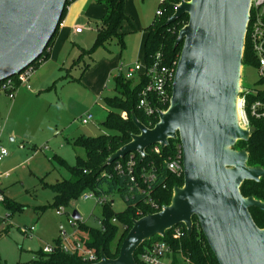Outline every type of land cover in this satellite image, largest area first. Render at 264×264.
Returning <instances> with one entry per match:
<instances>
[{"label":"water","instance_id":"1","mask_svg":"<svg viewBox=\"0 0 264 264\" xmlns=\"http://www.w3.org/2000/svg\"><path fill=\"white\" fill-rule=\"evenodd\" d=\"M66 0H0V81L36 62L55 33ZM251 0H181L166 23L183 14L188 21L173 46L181 44L168 106L147 127L132 114L139 133L114 151L104 166L145 149L178 139L183 184L174 186L170 202L157 212L132 219L115 258L101 250L93 264H137L134 251L142 242L183 225L189 236L193 217L218 264H264V228L250 207L264 211V201L245 197V180L259 181L264 169L248 164L246 149H235L255 131L244 111L242 57ZM244 92V91H243ZM238 111L240 118L238 120ZM239 121V122H238ZM242 121L247 123L244 127ZM81 208L72 211L80 218Z\"/></svg>","mask_w":264,"mask_h":264},{"label":"rangeland","instance_id":"2","mask_svg":"<svg viewBox=\"0 0 264 264\" xmlns=\"http://www.w3.org/2000/svg\"><path fill=\"white\" fill-rule=\"evenodd\" d=\"M157 5V0H124V13L129 18L122 23L123 46L113 39L105 48H97L92 60L85 56L83 62L76 65L74 62L81 49H91L96 41V32L82 22L83 34L68 40L67 49L58 63L48 64L46 89L35 96L34 101L24 103L20 109L15 108L7 115L11 120L24 118L18 125L21 139L14 143L17 145L15 155L12 160L3 161L4 170L9 174L4 181L7 185L1 180L5 188L0 201V231H5V234L0 238V256L8 263H24L34 258L35 252L44 244L59 238L60 227L69 234L79 223L100 228L101 202L97 201L98 195L84 200L81 195L91 192L84 190L77 200L63 205L64 212L57 215V207L50 206L54 193L51 188L43 187L41 179L50 184L69 178L68 170L53 156L74 166L76 158L85 157L83 148L73 144L80 136L112 134L104 126L107 108L102 99L115 94L114 78L119 74L123 76L127 66L136 61L140 65L145 63L143 32L154 17ZM257 80L258 73L254 67L242 66V93L256 88ZM29 86L31 91L36 90L32 79ZM87 114H91L92 119L83 124L81 119ZM242 124L247 127L244 121ZM236 144L235 149H239ZM7 150L9 153L10 149ZM7 198L13 200L17 207L12 213L4 207ZM105 198L113 200L114 211H122L126 207L119 194ZM43 206L40 210L39 207ZM75 206L81 208L80 218L71 226L67 218ZM30 227L34 228L33 231L26 232ZM76 236L79 237L78 234ZM178 258L183 262L181 255Z\"/></svg>","mask_w":264,"mask_h":264},{"label":"trees","instance_id":"3","mask_svg":"<svg viewBox=\"0 0 264 264\" xmlns=\"http://www.w3.org/2000/svg\"><path fill=\"white\" fill-rule=\"evenodd\" d=\"M72 0H66L65 6L60 18L62 21L66 6ZM106 6V14L95 28L96 41L91 49H81L79 55L75 59V64L83 62V58L87 56L90 60L92 54L97 48H105L106 44L113 39L122 47L123 35L122 23L127 20L124 13V0H103ZM181 0H174L179 2ZM163 13L159 17H154L152 22L144 29V55L145 65H148L156 52L162 54V62L165 65L172 66L177 62L181 44L174 47V41L177 37L179 29L188 21V15L183 14L170 23H166L168 17L173 14L174 9L171 3L162 6ZM58 28V27H57ZM57 32L42 51L40 56L34 63V67L48 58V47ZM257 57L251 47L248 39L245 40V47L242 57L243 67L257 68ZM89 66L86 65L84 69ZM147 80L144 76H139L134 79H125L122 75H117L114 78L113 96L104 97L102 100L107 108L106 122L104 126L112 132V134H101L98 136L84 137L80 136L74 140L73 144L83 148L85 152L84 158H76L74 166H69L63 159L53 156L57 162L65 167L69 172L68 179L57 180L54 183L48 184L41 179L43 187L52 189L54 196L50 206L60 207L67 206L71 201L78 199L84 190L94 192L100 196L119 194L126 203V207L122 211H114L112 202L104 201L101 203V220L103 228H93L85 223L78 224L79 239L83 241L88 248L95 250L99 255L102 250L106 257H117L120 245L129 229L132 226L133 218H140L147 213L155 212L145 201L146 194H140L134 191V196L125 198L130 183L126 176L112 175L108 178L106 173H110L117 160L124 162L128 155L117 159L111 164L104 166V161L114 151L126 144L131 139V134L139 133L138 128L133 123L132 114L147 127H153L157 122V117L147 115L137 107L139 93L143 89ZM263 79L258 76L254 89L248 91L245 96L244 111L248 123L255 127V131L250 135L247 141L240 140L236 146L239 149H246L248 152V164L252 166L262 167L264 169V115L254 117L250 113V105L254 101H259L264 105V88L262 87ZM166 108V105H165ZM122 113L126 114V118L122 117ZM178 139H169V143L159 152L152 151L151 147L145 149L146 156L140 160L139 155L135 154L136 172L135 176L138 179L140 167L151 166L156 170L157 176L153 189L148 195L159 207L169 204L174 186L183 184V174L175 175L166 169V161L176 155ZM240 191L243 196L250 195L254 198L264 201V176L259 181L245 180L240 186ZM4 207L8 212H11L17 207L13 204V200L6 199ZM22 207V206H20ZM19 207V208H20ZM42 210L43 207H39ZM38 210V209H36ZM249 212L259 228H264V211L258 207H250ZM140 214V215H139ZM9 213L7 216L9 217ZM115 218L116 222L112 219ZM192 232L188 236L185 229V235L176 240L171 237V229L167 230L164 237L158 235L142 244L134 251L133 258L137 264H143L139 255L152 243L157 241H166L172 247L169 264H218L213 253L211 252L204 235L201 231L197 219L193 217ZM79 221V220H77ZM5 234V231H0V238ZM59 243V240L56 239ZM181 255L183 262L179 260ZM0 264H86L82 256L76 252H65L57 248L51 253H44L41 249L35 252V257L27 262L8 263L0 256Z\"/></svg>","mask_w":264,"mask_h":264},{"label":"built area","instance_id":"4","mask_svg":"<svg viewBox=\"0 0 264 264\" xmlns=\"http://www.w3.org/2000/svg\"><path fill=\"white\" fill-rule=\"evenodd\" d=\"M158 5L155 10V16L159 17L163 13L162 6L167 3L177 4L178 2H173L174 0H157ZM249 21L246 30V39L251 44V47L257 57V73L260 78L263 79L262 87L264 88V0H251L250 2V15ZM82 30L81 26L75 27L76 32H80ZM35 63V62H34ZM34 63L28 65L16 75L7 78L5 80L0 81V88L7 91L8 95L12 96L14 91V86L24 85L28 89L29 78L34 71ZM176 62L173 63L172 66H168L163 64L162 62V54L160 51L156 52L153 56L151 62L148 65L142 64L140 65L135 62L132 66H127L124 69V78L125 79H134L139 76H144L147 80L143 89L139 93V99L137 107L145 112L147 115H152L157 117L158 111H163L167 108L170 95H171V84L173 81L174 73H175ZM16 88V87H15ZM248 92V91H247ZM245 92L244 94H246ZM166 105V108H165ZM250 113L254 117H260L264 115V105L259 101H254L250 105ZM122 117L126 118V114L122 113ZM158 118V117H157ZM92 119L91 114H87L85 117L81 119L83 124H86L89 120ZM2 125H0V135L2 132ZM152 151L159 152L161 147L159 144H154L150 146ZM176 155L173 158H169L166 161V169L175 175L183 174V165H182V149L180 143L177 144ZM134 152L128 153V158L124 162H120L119 160L113 166V169L110 173H106L108 178L114 175L126 176L130 183H134L133 186H129L127 190L125 198L128 196H134V191L140 194H146L144 197V201L155 211H159L161 207H159L148 195L151 193L153 189V185L156 180V170L148 166L140 167L138 172V179L135 176L136 172V160H135ZM8 155V150L6 147L0 145V161ZM92 192V191H91ZM84 192L81 197L85 200L91 198L96 195L92 193ZM108 195L102 194L97 198V201L101 203L104 201H109L105 197ZM2 194L0 192V200H2ZM113 204V200H111ZM76 208V206H75ZM72 208L70 214L67 218V223L71 226H74V220L77 221L79 219H74L72 217V211L75 209ZM64 212V207L60 206L56 209L55 213L57 215H61ZM113 222H116V219H112ZM100 228H103L101 217L98 218ZM185 227L183 225H176L171 228V237L176 240H180L185 235ZM33 227L26 229V232L33 231ZM60 236L58 238L59 243L56 241L53 243H46L42 246L41 250L44 253H51L55 249L59 248L65 252H76L82 256V259L86 262V264H93L99 261L100 257L96 254L95 250L92 248L86 247L85 243L81 241L76 234L78 233V229L73 231V233L69 234L60 227ZM172 247L169 242L166 241H157L152 243L150 247L146 248L143 252L140 253L139 259L143 264H167L170 262V258L168 255L171 254ZM169 264V263H168Z\"/></svg>","mask_w":264,"mask_h":264},{"label":"crops","instance_id":"5","mask_svg":"<svg viewBox=\"0 0 264 264\" xmlns=\"http://www.w3.org/2000/svg\"><path fill=\"white\" fill-rule=\"evenodd\" d=\"M105 14L106 6L103 0H72L66 6L65 15L58 25L57 32L51 42V45L48 47V58L41 62L38 67L34 68V71L29 78V80L32 79L34 81L36 90L31 91V88L28 89L24 85H12L14 87V91L12 96H10L8 95L7 91L0 88V125L3 127L0 135V145L4 147L7 146V148L10 149L8 155L0 161V192L2 197L4 195L5 188L2 186V181L5 185H7V183L4 181L5 176H8L9 174L8 170H4L3 161L5 160L6 162L12 160L14 157L17 146L14 143L20 142L21 139V131L18 125H21L24 121V118L22 117H16L15 119L11 120L10 117H7V115L10 114L15 108L20 109L24 103L30 100L34 101L35 96H38L41 91L46 89L45 81L49 77L48 68L50 67L48 64L58 63L57 61L63 57L67 49L68 40L71 39V37L77 38L83 34L84 28L81 26V23H86L90 29L95 31L96 26L100 24V21L105 16ZM78 26L82 27L80 32L75 31V27ZM143 34L145 37V32H143ZM129 66L132 65L130 64ZM37 68L38 70L35 71ZM19 146H22V144L20 143ZM11 170L13 169L11 168ZM55 241L56 240L53 242Z\"/></svg>","mask_w":264,"mask_h":264},{"label":"bare ground","instance_id":"6","mask_svg":"<svg viewBox=\"0 0 264 264\" xmlns=\"http://www.w3.org/2000/svg\"><path fill=\"white\" fill-rule=\"evenodd\" d=\"M238 120H239V118H240V111H238ZM239 122V121H238ZM134 153H136V152H134ZM137 154V153H136Z\"/></svg>","mask_w":264,"mask_h":264}]
</instances>
